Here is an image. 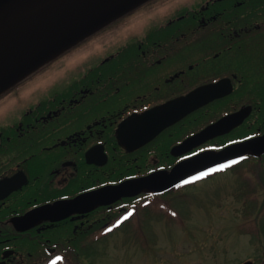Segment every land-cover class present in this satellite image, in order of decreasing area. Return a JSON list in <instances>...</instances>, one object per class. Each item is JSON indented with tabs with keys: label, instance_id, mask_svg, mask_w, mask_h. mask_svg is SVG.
Instances as JSON below:
<instances>
[{
	"label": "flooded vegetation",
	"instance_id": "af4514ba",
	"mask_svg": "<svg viewBox=\"0 0 264 264\" xmlns=\"http://www.w3.org/2000/svg\"><path fill=\"white\" fill-rule=\"evenodd\" d=\"M169 2L165 11L138 16L135 28L129 17L145 5L127 10L86 37L98 32V43L83 38L0 94L10 102L0 115V264H46L57 255L65 257L57 264H80L105 245L147 241L145 227H184L192 184L100 202L88 192L169 172L187 155L175 146L224 117L233 116L223 132L191 151L264 133V0ZM69 53L79 56L72 64ZM54 67L65 74L45 75ZM38 77L40 91L22 96ZM208 85L206 102L156 134L140 132L151 124L140 115ZM209 197L201 207H210ZM37 207L49 211L34 215ZM133 209L128 221L104 231Z\"/></svg>",
	"mask_w": 264,
	"mask_h": 264
},
{
	"label": "water",
	"instance_id": "95a60500",
	"mask_svg": "<svg viewBox=\"0 0 264 264\" xmlns=\"http://www.w3.org/2000/svg\"><path fill=\"white\" fill-rule=\"evenodd\" d=\"M140 2L142 0H0V91L7 90L58 52ZM210 86L212 85L199 87L191 94L176 97L140 115L151 123L149 129L140 132L151 136L175 123L206 102L207 96L211 95ZM241 116L242 111L240 118ZM232 118V115L224 117L184 139L175 146L176 152L183 147L192 149L213 135L222 133L223 126L226 127L225 124L231 122ZM245 152L256 155L263 153L264 133L229 145L218 152L201 154L200 164L220 163ZM182 163L178 162L169 172L161 170L149 175L153 179L145 183L139 181L146 180L149 176L97 190L96 192L112 189L115 191L102 197H92L100 202L103 197L114 200L142 188L161 192L173 186V182H178L185 173L192 172L191 166L178 169V165ZM243 264L252 262L246 261Z\"/></svg>",
	"mask_w": 264,
	"mask_h": 264
},
{
	"label": "rangeland",
	"instance_id": "374dc122",
	"mask_svg": "<svg viewBox=\"0 0 264 264\" xmlns=\"http://www.w3.org/2000/svg\"><path fill=\"white\" fill-rule=\"evenodd\" d=\"M93 36L85 37L81 43H98L92 40ZM115 36L107 38L106 43L114 42ZM63 74V69L57 71L55 67L47 73L48 76ZM37 83L39 84L40 80L34 79L28 88L20 90L22 96L39 90ZM249 174L247 169L240 166L239 170L229 169L196 181L192 186L194 204L191 217L184 227L161 223V226L154 229L145 227L148 240L142 243L117 242L105 247L99 245L103 250L99 251L93 263L242 264L244 261H251L252 264H264V249L261 248L264 245V233L251 227L252 216L243 215L245 209L248 211L264 204V191H261L262 187H259L255 178ZM245 177H249V180L237 187ZM234 188L235 196L228 195ZM243 189H246L245 202L243 200L241 204L236 195L242 193ZM217 191L220 192L218 196L215 195ZM209 195H213L207 199L206 205L210 207H201L205 202L202 197L207 198ZM263 216L262 214L261 218Z\"/></svg>",
	"mask_w": 264,
	"mask_h": 264
},
{
	"label": "snow or ice",
	"instance_id": "6c2138e0",
	"mask_svg": "<svg viewBox=\"0 0 264 264\" xmlns=\"http://www.w3.org/2000/svg\"><path fill=\"white\" fill-rule=\"evenodd\" d=\"M141 5H145L144 8H142L140 13H137V16L129 17V27L135 28V26L139 23L137 20V17L140 15H143L145 11H148L152 8H155L157 11H165L167 8L171 7V4L169 0H157L156 4H149L147 3V0H142L141 3L135 5L134 7L130 8H136L140 7ZM155 14V13H153ZM69 56L74 57L73 59H68V57H64L63 59H68V63L72 64L74 62V59H78L79 56L77 54L69 53ZM59 63V61L57 62ZM47 75V74H45ZM37 79L40 80L39 84H36V87H39L41 84L45 83V80L38 77ZM31 83V82H30ZM5 90V89H4ZM3 91H0V94H2ZM10 107V102L8 100L7 96H4L2 100H0V115H6ZM196 143L198 144L199 141L197 140ZM229 144H236V141L229 140ZM226 145L224 144H209L207 148H201L198 147L196 151H191L190 147H183L180 152H187V155H180L179 159L182 161V164L178 165V169H182L184 167H192L191 173H185L184 177H181L178 179V182H173V187L176 189H181L186 185L193 184L195 181L210 177L212 174H215L219 171H223L230 166L238 165L242 161L247 160V157L243 155H239L234 159H228L226 162L223 163H217L212 162L210 165H202L200 164L201 154L208 153V152H218L220 149H224ZM195 158V159H194ZM163 167V166H162ZM153 171H156V169H153ZM129 179H136L134 177H129ZM153 177L149 176L146 178V180L139 181L140 183H145L147 180H151ZM167 190V188H165ZM112 190H102L100 192H96L94 190H89L88 195L89 196H96V197H102L105 195H109ZM143 199V198H141ZM144 203L146 205H150L152 202L145 200ZM49 209L39 208L37 207L36 211L33 213L34 215L48 212ZM136 214V209H133L132 211H126L125 214L117 219L115 223L112 224L111 227H105L104 231L106 233H111L114 229L120 227L125 221H128L131 217H133ZM173 216H176V212H172ZM65 260V257L63 255H57L54 258H47L46 264H57L58 261Z\"/></svg>",
	"mask_w": 264,
	"mask_h": 264
},
{
	"label": "trees",
	"instance_id": "16d2710c",
	"mask_svg": "<svg viewBox=\"0 0 264 264\" xmlns=\"http://www.w3.org/2000/svg\"><path fill=\"white\" fill-rule=\"evenodd\" d=\"M246 157L247 160L242 161L240 164L234 165L229 169L235 171V169L239 170L240 166L244 167L245 169H247L248 174L250 173L249 175L255 178L257 185L259 187H262V189H264V154L251 155L250 157L249 156ZM246 180H249V177H245L244 179H242L238 183L237 187H240L242 184H244ZM245 190L246 189H243L242 193L236 195V197L241 202V204L243 203V200L245 202V193H246ZM263 210H264V204L260 205L259 208L253 207L248 211L245 209L243 215H245V217L252 216L250 219L253 226L251 227L255 229V231L257 232L261 230L264 233V216L263 218H261V215L262 214L264 215ZM259 236L260 235H258V237ZM261 248L264 249V245H262ZM80 264H94V263L92 260H88V261H81Z\"/></svg>",
	"mask_w": 264,
	"mask_h": 264
}]
</instances>
